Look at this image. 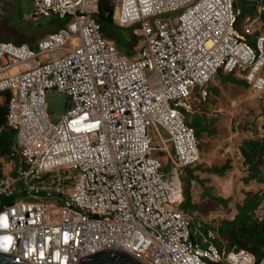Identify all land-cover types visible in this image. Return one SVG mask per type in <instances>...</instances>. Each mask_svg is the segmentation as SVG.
Segmentation results:
<instances>
[{"label": "built area", "instance_id": "2783aa9c", "mask_svg": "<svg viewBox=\"0 0 264 264\" xmlns=\"http://www.w3.org/2000/svg\"><path fill=\"white\" fill-rule=\"evenodd\" d=\"M29 1L32 18L67 22L34 48L0 39V93L23 162L0 178V253L29 264H74L102 250L142 264H264V254L221 248L213 229H193L178 208L182 171L200 160L187 122L196 99L218 72L264 92L259 13L238 32L236 0H106L113 25L138 26L127 59L94 18L100 0ZM170 13L175 22L162 23ZM49 92L66 100L55 122Z\"/></svg>", "mask_w": 264, "mask_h": 264}, {"label": "rangeland", "instance_id": "374dc122", "mask_svg": "<svg viewBox=\"0 0 264 264\" xmlns=\"http://www.w3.org/2000/svg\"><path fill=\"white\" fill-rule=\"evenodd\" d=\"M238 3L237 8L241 9L243 5ZM176 17L177 13H170L161 16L160 19L162 23L171 25L175 22ZM39 21L40 19L31 17L28 0H0V39L2 41L34 46L42 34V30L37 28ZM115 30L116 28L112 27L113 36H115ZM48 33L49 31L46 32V34ZM117 34L118 38H111L108 41L115 46L119 56L134 59L140 40L138 26L118 29ZM0 101L3 103V98H0ZM65 105L66 100L63 96L54 92L46 94V111L51 122H55L60 118L65 110ZM218 111L214 117L218 129L217 134L213 136L204 132L199 134L198 145L201 152L200 162L197 164L199 170L193 172V175L197 177L203 174L204 168L205 174L203 175L214 176L217 174L218 164L211 163L207 165L206 162H203V159H206L207 153L212 152L214 145H235L238 141V137L235 136L236 130L243 131L245 135L254 139H264V92L257 95L247 87L223 88L222 95L218 100ZM162 135L165 138V134L162 133ZM158 145L159 140L156 139L154 146L158 147ZM158 156L167 171L169 168L168 158L163 155ZM1 166L2 174L6 176L13 171L15 164L8 159H3L1 160ZM262 169L264 171V166ZM209 185L208 181L205 180L204 186L209 188L207 197L199 184L195 181L191 183V202L197 206V210L188 213V215L193 220L194 229L201 226L215 229L219 225V221L229 215V208L218 205L210 198V196L214 197L216 195V191H213ZM251 185L253 188H249L250 191L264 189V182L263 184ZM214 193L215 195H213ZM254 218L264 221V203L258 206ZM218 239L219 243L225 245L222 237Z\"/></svg>", "mask_w": 264, "mask_h": 264}, {"label": "trees", "instance_id": "16d2710c", "mask_svg": "<svg viewBox=\"0 0 264 264\" xmlns=\"http://www.w3.org/2000/svg\"><path fill=\"white\" fill-rule=\"evenodd\" d=\"M111 14L112 8L109 6L108 2L106 0H100L97 5L96 13L94 14V18L100 24L107 39L118 38V29H123L113 25L111 21ZM239 18L240 17L238 15L236 19V30ZM259 18L264 22V10L259 13ZM66 22L67 19H42L39 21L37 28L42 30V36L46 34L47 31L50 33L59 30L61 27L65 26ZM112 27L116 28L114 32L115 36H113ZM262 33L264 35V31ZM31 48L33 47L31 46ZM220 73L221 72H218L216 75H220ZM226 80L235 84L241 83V86L246 87L243 82L232 79L229 76H226ZM0 96L4 100V102L0 104V178H2L4 175L1 171V160L8 159L15 164L13 171L8 174L10 176H14L15 169L22 166L23 162L17 149L16 134L6 125L7 99L9 95L7 92H1ZM187 122L189 126L193 128L197 140L199 138V134L202 132H206L208 135L214 134L211 128L202 125L196 116H191ZM240 152L244 157V163L248 166V170L250 171L244 182L247 183L252 179H257L262 182L259 166L263 163L264 158V139L248 140L244 142L240 147ZM197 164L192 168L185 169L184 174H181L184 187L183 201L179 204L178 208L187 215L188 213L197 210V206L191 202V183L195 181L203 188V190L205 188V180L199 179L197 176L193 175L195 170H199ZM227 168L228 164L226 163L221 166L219 170L225 171ZM164 170L166 171L165 168ZM250 199V202H244L237 209V213L232 220H222L213 230L217 233L218 237H222L225 241V245L218 242V245L221 248L226 250L243 249L252 254L256 259H259L264 254V221L255 219L254 213L264 200V193L261 195H251ZM213 200L216 203L224 202V200L218 197H213ZM191 221V225L194 229L193 220L191 219ZM206 228L209 227L201 226L198 229H195L197 231H203Z\"/></svg>", "mask_w": 264, "mask_h": 264}, {"label": "crops", "instance_id": "0c3cea01", "mask_svg": "<svg viewBox=\"0 0 264 264\" xmlns=\"http://www.w3.org/2000/svg\"><path fill=\"white\" fill-rule=\"evenodd\" d=\"M28 2H29V7L31 8L30 1L28 0ZM237 2L243 5L241 9L237 8ZM235 7L240 17L238 20V24H237V30L238 32H241L243 24L245 23L246 19H248L249 17H253L256 13H260L261 11L264 10V0H236ZM252 11H254L253 14H251ZM260 22H261L260 28L263 32L264 22L261 20ZM45 35L47 34L42 35L39 39H41ZM246 39L248 41H252V37H247ZM34 46L32 47L34 48ZM48 58H50L49 55L41 56L42 60H46ZM2 65H3L2 62L0 61V67ZM27 67L28 65L26 64L25 65L23 64L20 66L9 67L5 69L2 74H13ZM226 76H229L232 79L241 81L240 79L234 76L225 75L223 73H220V75L214 76L209 82V84L207 85V91H208L207 97L205 99L198 98L196 99L194 103V110L191 116H196L202 125L206 127L208 126L211 128L214 134L210 136H213L217 134L218 132V129L216 127V119L214 117H215L216 112H219L218 111V100L220 99L222 95L223 88H226V87L229 89L232 87L245 88L244 86H241V83L235 84L233 82L226 80ZM0 98L2 97L0 96ZM0 104H1V101H0ZM235 136L238 137V141L235 145H229V146H227L226 144L214 145V147L211 150L212 152H210V154L207 153L206 159H203V162H206L207 165L211 163L218 164L217 174H215L214 176L203 175L205 174L204 172L205 168H204V171L202 172L203 174L202 175L200 174V176L198 177L199 179L208 181V184H210L209 185L210 188H212L213 191H216V195L215 193L213 194L215 195L214 197H218L224 200V202L217 203V204L222 207H227L230 209L229 215L223 218L222 220H232L233 217L237 213V209L244 202L251 201L250 199L251 195H254V194L261 195L262 193H264V189H260V190L253 189V191H250V189L253 188L251 184L257 185V183L263 184L264 182V171L262 169L264 166V158H263V163L259 166V172L261 175L262 182L258 181L257 179H252L246 183L244 182V180L247 177V175L250 173V171L248 170V166L244 163V157L242 156L240 152V147L243 145L244 142L248 140H257V139L247 136L244 134L243 131L239 132L238 130H236ZM258 140H261V139H258ZM200 156H201V152H200ZM226 163L228 164V168L225 171H220L219 170L220 167ZM201 170L203 169L201 168ZM183 174H184V171L182 172V175ZM210 180L211 182H209ZM204 187L205 188L203 190V193L208 197L209 188H207L206 186ZM210 198L213 200V196H210ZM262 203H264V200L262 201ZM222 220H220L219 223Z\"/></svg>", "mask_w": 264, "mask_h": 264}, {"label": "water", "instance_id": "95a60500", "mask_svg": "<svg viewBox=\"0 0 264 264\" xmlns=\"http://www.w3.org/2000/svg\"><path fill=\"white\" fill-rule=\"evenodd\" d=\"M0 264H29L17 258L0 253ZM74 264H142L128 254L116 250H102L81 257Z\"/></svg>", "mask_w": 264, "mask_h": 264}]
</instances>
